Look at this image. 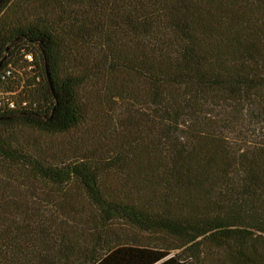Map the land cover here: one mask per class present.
<instances>
[{
  "label": "trees",
  "instance_id": "1",
  "mask_svg": "<svg viewBox=\"0 0 264 264\" xmlns=\"http://www.w3.org/2000/svg\"><path fill=\"white\" fill-rule=\"evenodd\" d=\"M0 90V264H264V0H0Z\"/></svg>",
  "mask_w": 264,
  "mask_h": 264
},
{
  "label": "rangeland",
  "instance_id": "2",
  "mask_svg": "<svg viewBox=\"0 0 264 264\" xmlns=\"http://www.w3.org/2000/svg\"><path fill=\"white\" fill-rule=\"evenodd\" d=\"M90 85H93V83H91ZM114 107H116V103H111L107 105H101L97 103L93 104L92 106H90L91 115L89 114L88 118L84 122V125H82L81 129L85 128L89 132L98 131V130L100 131L103 127V124L109 125L110 120H111L109 118L108 120L105 121L103 118L104 113L107 110H111V113H113V109L111 108H114ZM135 107L138 110H144V108H146V105L142 101H137L135 102ZM241 131L244 132L245 130L243 129ZM63 139H64V136L60 137L59 142L63 141ZM71 191H72L71 199L76 204V208L82 213L83 216L91 217V212H90L91 205L86 202V199L83 193H81V191H77L74 189ZM43 205H46V204L38 203V206L40 207H43ZM34 223L35 222H33V224ZM83 228L84 230H89L92 227H91V224H85L83 225ZM107 228H108L109 236L114 241H118L120 239H123L124 241H134V240L142 241L146 238L145 233L141 232L136 227L123 222L122 220H111L110 222H108ZM89 238L90 236L87 237L86 239L89 240Z\"/></svg>",
  "mask_w": 264,
  "mask_h": 264
},
{
  "label": "built area",
  "instance_id": "3",
  "mask_svg": "<svg viewBox=\"0 0 264 264\" xmlns=\"http://www.w3.org/2000/svg\"><path fill=\"white\" fill-rule=\"evenodd\" d=\"M25 57L28 59V60H32V55H31V53H26L25 54ZM9 71L7 70L6 71V74L8 73ZM2 77L4 78L5 77V74H2ZM2 93H3V91L2 90H0V105L3 103L2 102ZM2 96V97H1ZM8 106L9 107H15L16 106V103H15V100L14 99H9L8 100Z\"/></svg>",
  "mask_w": 264,
  "mask_h": 264
}]
</instances>
